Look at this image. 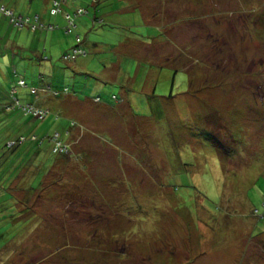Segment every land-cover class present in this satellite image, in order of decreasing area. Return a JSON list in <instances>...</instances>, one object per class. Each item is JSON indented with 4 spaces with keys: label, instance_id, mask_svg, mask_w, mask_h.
Wrapping results in <instances>:
<instances>
[{
    "label": "rangeland",
    "instance_id": "374dc122",
    "mask_svg": "<svg viewBox=\"0 0 264 264\" xmlns=\"http://www.w3.org/2000/svg\"><path fill=\"white\" fill-rule=\"evenodd\" d=\"M52 1L0 2L52 26L2 42L0 96L48 113L12 106L0 148L14 130L49 162L54 134L68 148L0 228V264H264V0ZM68 97L66 115L49 103Z\"/></svg>",
    "mask_w": 264,
    "mask_h": 264
},
{
    "label": "crops",
    "instance_id": "0c3cea01",
    "mask_svg": "<svg viewBox=\"0 0 264 264\" xmlns=\"http://www.w3.org/2000/svg\"><path fill=\"white\" fill-rule=\"evenodd\" d=\"M120 1L122 3L124 2V4L129 2V1H125V0H120ZM0 2H1V0H0ZM3 4L4 5H2V3H1L0 6L5 7L7 10H10L14 15L16 12H18L17 7L14 4H10V3H7V4L3 3ZM92 5H93V7H95L94 4H92ZM94 17L96 18V8H93L92 15H90V20ZM46 27H48V26L46 25ZM24 28H27V27H23L20 29L14 27L9 22L8 17H6L0 13V47L2 46V42L4 43V47H9L12 45V43L14 45H16L17 36H16L15 40L13 39V41L11 40V38H13L16 30L18 31L17 33L20 34L24 30ZM47 30H49V29H47ZM13 69H14L13 72H16L15 67H13ZM14 89L16 92L17 91L16 87H14L13 90ZM30 93L31 94L33 93V95H34V99H33L34 102L38 103L40 101V99H39V96L37 95V90L35 88H32V89H30ZM71 98L72 97H68V99L59 100V101H57V103H52L49 100V103L54 105L58 110L64 112V113H62V115H66L67 114L66 109H68V107H71L72 110H75V108H79L78 105L77 106H70L66 102V100H68V102H71V103H75V104L78 103V100H76L77 101L76 102V101H73ZM96 98H98V97H96ZM96 98H93V99H96ZM87 101H88L89 105H91V106H92V104L89 101H92L93 104L100 103V101L95 102L94 100H90V99H88ZM11 103H12V101L10 98H3L0 96V118L7 117L9 120H11L13 122H17V121H19L20 117H23L20 113L17 112L18 110H8L7 111L4 109L5 105H11ZM33 105H35V104H33ZM35 106H37V105H35ZM44 106L45 105L42 104L38 107L44 108ZM101 109L104 112L110 108H109V106L107 107L104 105V106H101ZM10 111H15V112L11 113ZM63 128L65 129L67 127H65V125H64V126H62V129ZM24 130H25V128H24ZM31 135H32L31 132L28 131L27 135L25 137L26 138L25 141L17 142L14 146L7 147L6 143L13 142L12 140L17 141L22 136L21 131H18V130H14L12 135L8 132V139L6 140V143L4 145L5 150L17 148V150L13 156L17 160L20 159L19 160L20 162L24 159H26V161L23 165L18 166V167H14V168H13L14 163H11L13 158H14V157H12V155H9L3 161L4 166H2V167H4L6 174L4 176H2L3 178L0 177V202H1V205H2V202H3V205H6L8 202V205L3 206V210L0 211V228H2L3 226L9 225L11 222H14V220L18 218V216L14 217V216H10V215L11 214L15 215L17 213V210L22 209V208H19V206H18V205L22 206L21 201H24L23 204H25V201H27V200L31 201V198H32L31 196L36 191H37L38 197H41L46 193V191H44V192L42 191L44 188V183H45L43 178L46 175L48 168L52 165V163L54 162L56 157L53 156L54 157L53 161L49 162L46 159V157L44 156L46 151L43 150L42 148L36 147V145L39 146V144L37 143V141H33V140L31 141ZM26 141L30 142V147L27 144H25V143H27ZM32 143H34V145ZM21 146H23V147H21ZM3 147L0 148V151L2 150ZM0 156H2V153H0ZM7 168L10 169L9 172L6 171ZM22 170H24L26 172L21 173ZM35 184L37 185V187L34 189ZM45 190H47V189H45ZM24 198H25V200H23ZM12 205L17 206V209L15 207L9 209V207H11ZM7 216H10V217L6 218ZM6 227H7V229H9V226H6ZM12 237H14V235H12V234H10L8 236V238H6V239H4L3 237H0L1 247L6 245L8 240L11 239Z\"/></svg>",
    "mask_w": 264,
    "mask_h": 264
},
{
    "label": "built area",
    "instance_id": "2783aa9c",
    "mask_svg": "<svg viewBox=\"0 0 264 264\" xmlns=\"http://www.w3.org/2000/svg\"><path fill=\"white\" fill-rule=\"evenodd\" d=\"M63 1L64 0H59V1L53 0L52 1L53 5L51 4L52 7L50 9V14L52 16H55L60 11L62 12L61 4ZM0 12L4 16L8 17L9 22L14 27H16L18 29L23 28L25 26H30L31 30H36L37 28L52 29V26L44 27L38 16H34L33 21L30 18H25V19H22V17L16 18L10 10H7L3 6H0ZM82 14H85V13H82V10H80V9H78L74 12V16H78V15H82ZM66 19L68 21V26L66 28V32L69 33L71 30L70 27L72 25V21L70 20V16L68 14L66 15ZM76 43L77 44L72 48L71 52H68L62 56L64 61H71V60H74L77 56H79L81 54H85V51L81 47H79L80 39L78 37L76 38ZM17 86L18 87H24L25 84H24L23 80H19L17 83ZM12 94H15V89L12 90ZM54 95H57V92H55ZM95 101H98V98ZM12 106L18 107L19 109H21V111L24 114H30L32 116L39 117V118H42L44 115H47V113H48L47 109L35 106L33 104H29V103L21 104L15 96L12 97L11 107ZM72 125H73V123H70V126H72ZM67 132L68 131H66V134H67ZM32 139L35 140L36 138L33 137ZM21 140L23 141L24 139H21ZM52 140L53 141L51 143V151L54 155H64L67 153L68 148L64 144V142L59 139V134H54V137H52Z\"/></svg>",
    "mask_w": 264,
    "mask_h": 264
},
{
    "label": "trees",
    "instance_id": "16d2710c",
    "mask_svg": "<svg viewBox=\"0 0 264 264\" xmlns=\"http://www.w3.org/2000/svg\"><path fill=\"white\" fill-rule=\"evenodd\" d=\"M119 1H120V0H119ZM91 2H92V4L97 5L98 2H99V0H91ZM0 13H1V12H0ZM1 14H2V13H1ZM2 15H3V14H2ZM92 19H93L94 21H97V18H95V17L92 18ZM92 19H91V20H92ZM17 82H18V81H17ZM17 82H16V83H17ZM12 90H13V89H12ZM12 90H11V92H10V96L13 97L15 94H12ZM66 90H67V89H66ZM9 106H10V105H5V106H4V109H5V110L10 109ZM16 143H17V142H15V144H16ZM37 143L39 144V141H38ZM15 144H14V145H15ZM50 153H51V149H50ZM51 155L54 156V157H56V156L58 157V156H59V155H54V154H52V153H51ZM63 156H64V155H63ZM57 157H56V158H57Z\"/></svg>",
    "mask_w": 264,
    "mask_h": 264
},
{
    "label": "clouds",
    "instance_id": "9594fccd",
    "mask_svg": "<svg viewBox=\"0 0 264 264\" xmlns=\"http://www.w3.org/2000/svg\"><path fill=\"white\" fill-rule=\"evenodd\" d=\"M51 4H52V3H51ZM37 16H38V15H37ZM38 17H39V16H38ZM19 29H20V28H19ZM24 87H25V86H24ZM64 91L66 92L67 90H64ZM15 94H16V92H15ZM14 96H15V95H14ZM96 99H97V98H96ZM96 99H94V101H95ZM11 101H12V100H11ZM98 101H99V98H98ZM98 101H95V102H98ZM11 105H12V103H11ZM11 105L9 106V108H12ZM70 123H72V122H70ZM70 127H72V126H70V124H69V128H70ZM68 130H69V129H68ZM68 130H67V131H68ZM21 138H22V137H20L17 141H13V142H9V143H7V147H12V146H14L15 142H23V141L26 140V138H23L24 140L22 141ZM35 138H36V137H35ZM36 139H37V138H36ZM36 139H35V140H36ZM32 140H33V139H32Z\"/></svg>",
    "mask_w": 264,
    "mask_h": 264
}]
</instances>
